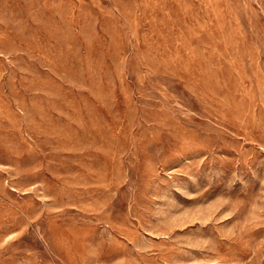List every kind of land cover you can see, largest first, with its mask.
<instances>
[{"label":"rangeland","instance_id":"rangeland-1","mask_svg":"<svg viewBox=\"0 0 264 264\" xmlns=\"http://www.w3.org/2000/svg\"><path fill=\"white\" fill-rule=\"evenodd\" d=\"M0 264H264V0H0Z\"/></svg>","mask_w":264,"mask_h":264}]
</instances>
